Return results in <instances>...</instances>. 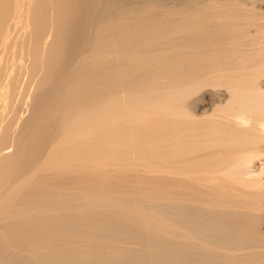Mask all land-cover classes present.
<instances>
[{
  "label": "bare ground",
  "instance_id": "bare-ground-1",
  "mask_svg": "<svg viewBox=\"0 0 264 264\" xmlns=\"http://www.w3.org/2000/svg\"><path fill=\"white\" fill-rule=\"evenodd\" d=\"M0 264H264V0H0Z\"/></svg>",
  "mask_w": 264,
  "mask_h": 264
}]
</instances>
